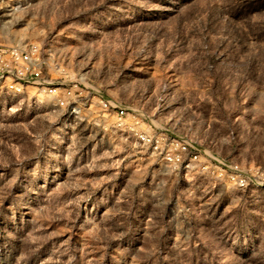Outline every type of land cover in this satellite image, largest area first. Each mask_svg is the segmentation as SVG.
Wrapping results in <instances>:
<instances>
[{"label": "rangeland", "instance_id": "obj_1", "mask_svg": "<svg viewBox=\"0 0 264 264\" xmlns=\"http://www.w3.org/2000/svg\"><path fill=\"white\" fill-rule=\"evenodd\" d=\"M29 42L74 110L0 82V264H264V0H0V43Z\"/></svg>", "mask_w": 264, "mask_h": 264}, {"label": "built area", "instance_id": "obj_2", "mask_svg": "<svg viewBox=\"0 0 264 264\" xmlns=\"http://www.w3.org/2000/svg\"><path fill=\"white\" fill-rule=\"evenodd\" d=\"M54 70L59 74L52 76L51 71ZM0 82L13 94L21 93L27 86L38 87L50 95L60 108L68 109L70 112L74 110L73 90L67 73L57 62L49 59L37 43L17 45L0 43ZM76 84L75 82V86ZM101 103L106 111L114 115L116 125L121 127L128 125L129 131L142 144L157 149L163 142L167 147L163 158L168 163L192 168L199 162L200 154L189 141H174L165 136H155L146 131H140L139 120L135 116H132L131 123H127L128 110L125 107L109 101H101ZM231 178L236 185L245 184L244 178L238 173L232 174Z\"/></svg>", "mask_w": 264, "mask_h": 264}]
</instances>
